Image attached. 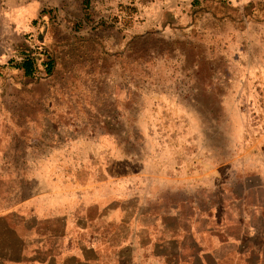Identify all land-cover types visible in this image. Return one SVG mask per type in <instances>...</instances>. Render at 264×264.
I'll return each mask as SVG.
<instances>
[{
    "label": "rangeland",
    "instance_id": "374dc122",
    "mask_svg": "<svg viewBox=\"0 0 264 264\" xmlns=\"http://www.w3.org/2000/svg\"><path fill=\"white\" fill-rule=\"evenodd\" d=\"M16 4L38 60L33 77L0 73V113L24 176L169 202L264 147V0H0L6 32Z\"/></svg>",
    "mask_w": 264,
    "mask_h": 264
},
{
    "label": "crops",
    "instance_id": "0c3cea01",
    "mask_svg": "<svg viewBox=\"0 0 264 264\" xmlns=\"http://www.w3.org/2000/svg\"><path fill=\"white\" fill-rule=\"evenodd\" d=\"M23 6L10 7L14 17L5 18L14 24L8 32L0 29V36L19 37L0 50V73L8 78L23 76L14 65L22 48L34 43V34L22 42L25 26L34 32ZM5 115L0 264H264V147H249L227 173L218 169L197 181L192 174L194 194L185 200L135 203L86 190L71 196L44 173L23 175L16 125Z\"/></svg>",
    "mask_w": 264,
    "mask_h": 264
},
{
    "label": "trees",
    "instance_id": "16d2710c",
    "mask_svg": "<svg viewBox=\"0 0 264 264\" xmlns=\"http://www.w3.org/2000/svg\"><path fill=\"white\" fill-rule=\"evenodd\" d=\"M18 58V62L14 65L16 69L21 70L23 72V76L25 77H33L35 73L36 63L38 60L37 57L34 55V51H31L29 46H24L20 53V57ZM44 65L46 72L49 73L51 69V64L48 61Z\"/></svg>",
    "mask_w": 264,
    "mask_h": 264
}]
</instances>
